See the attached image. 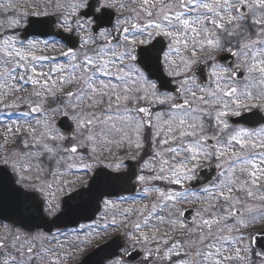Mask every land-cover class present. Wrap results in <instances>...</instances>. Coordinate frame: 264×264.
<instances>
[{"label": "flooded vegetation", "instance_id": "1", "mask_svg": "<svg viewBox=\"0 0 264 264\" xmlns=\"http://www.w3.org/2000/svg\"><path fill=\"white\" fill-rule=\"evenodd\" d=\"M90 1L0 0V84L11 70V60L18 58L20 54L26 56L29 44L36 41L55 43L57 48L52 52L53 55L69 49L66 43L56 37L24 38L31 18H53L51 29L69 34L72 45L78 43L77 49L68 58L70 66L78 61L80 67L89 66L92 77L89 78L90 82L98 84L102 112L100 138L102 143L105 141L103 151L99 153L102 160L98 159L94 164L88 163V172L91 174L71 189L70 153H67V148L53 149L54 155L50 160L49 155L44 154L40 162L46 165L42 168L35 163L32 166L28 164L22 149H10L4 159L0 158V165L7 167L16 184L34 197L15 190L12 197L17 204H8V212L19 218L36 217L44 213V218L51 221L63 212L64 200L70 193L87 185L96 169L104 167L122 171L126 169L127 161L133 160L145 171L152 160L158 163L162 151H157L155 147L162 143L165 122H168V116L162 117L159 113L170 108L177 111L173 107L179 102L190 103L188 108L181 111H196L197 122L202 130V134L198 131L200 140L211 138L217 145L220 127L217 98L220 101L221 98L234 100L239 97L242 105L237 106V112H233L226 119L231 128L244 132L250 139V144L245 149L234 148V151L245 150V158L259 160L257 164L264 165L261 160L264 159V4L257 7L249 3L250 0H229L228 4H224L222 12L217 16L222 25L215 22L206 42L196 51L192 49L189 52V56L194 55L190 58V67L188 56L183 55L181 58L173 56L174 62L178 65L181 63V67L166 66L164 59L171 46L168 40L163 66L173 84L180 85L181 90L178 93L176 89L161 91L158 82L148 72L154 67L156 22H162L163 25L169 22L167 11L163 9L164 3L155 4L153 0H99L98 8L89 18L78 19ZM185 2L186 0H173L172 6L182 7ZM105 9L112 10L113 14H106L100 22L96 17L102 16ZM99 24L101 26L97 28ZM257 38L262 41L257 42ZM226 54L230 56L228 64L220 58ZM51 61L59 62L49 58V62ZM198 64L206 66H201L203 68L194 74ZM222 72L226 73L222 77L226 79L227 85L224 89L221 88L219 96V85L221 82L225 83L219 77ZM232 89L234 95L227 96V92ZM157 98L160 99L156 100ZM86 102L91 103V100L87 99ZM143 107L152 108L151 124H148L150 117L143 115ZM124 113L130 115L124 116ZM243 115L246 116L244 122L234 123L231 120ZM134 137L139 138V145H133L131 154L124 156L127 151L123 149L126 142L124 139ZM208 148L215 149V146ZM17 162L20 166L16 165ZM27 164L28 167L25 166ZM22 165L27 167V173L19 170ZM248 165L254 166L252 163ZM10 183L12 180L8 178L7 186ZM138 183L141 187L138 195L105 198L103 205L108 201L141 197L146 191V181L140 179ZM157 183L165 188H178L182 193L181 198L185 199V183L176 185L171 180ZM168 201L171 205V198ZM68 202V217L55 223L45 222L43 227H35L33 221L18 224L0 220V264H70V245H74L76 238L87 237L88 244L91 241L98 244L104 243L108 234H120L126 240L138 243L128 244L129 248H140L146 254L154 251L147 262L135 264H160L165 257V252L170 247L165 240L157 238L147 243L146 247L142 246L144 241L136 233L138 228H123L121 222L108 224L106 218H103L104 209L93 221L70 228V200ZM180 202L171 205V209L180 212ZM131 234L136 236L129 238ZM116 261L129 264L124 262L122 256Z\"/></svg>", "mask_w": 264, "mask_h": 264}, {"label": "rangeland", "instance_id": "2", "mask_svg": "<svg viewBox=\"0 0 264 264\" xmlns=\"http://www.w3.org/2000/svg\"><path fill=\"white\" fill-rule=\"evenodd\" d=\"M153 2L164 3L163 9L167 11L166 17L169 19L167 25L156 22V35L163 33L170 36L172 50L178 53L182 52V47L196 51L206 42L207 39H202L209 36L206 24L221 23L217 16L222 12L221 7L228 4L229 0H186V5L182 7L172 6L173 0ZM249 3L258 7L264 4V0H250ZM172 20L176 22L172 23ZM193 20H197L200 26L197 23L196 27H193L194 34L191 37H186V32L174 27L176 24H183L192 29ZM256 40L262 41L260 38ZM256 46L258 47V43ZM56 47L55 44L37 42L27 46V56L20 54L18 58L11 60V70L0 84V158L4 159L10 149L21 143L19 149H22V153L27 157L28 164L32 166L35 163L42 168L46 165L40 162L44 154L47 153L50 160L54 155L53 149L67 148V153H70L71 189L91 174L88 172V163L94 164L98 159L102 160L99 153H102L105 141L102 143L100 138L102 114L98 106L90 108L83 105L87 95L83 87L86 75L85 68L80 67V62L72 67L70 61L34 67L36 54H42L38 56V62L42 64L46 62L45 55L53 52ZM93 73L98 76L94 71ZM222 76H226V73H219V77L225 81L219 85V96L221 88L224 89L227 85ZM61 78L65 80L64 84H61ZM74 86L79 90L78 95L71 102L57 105V93L69 91ZM90 94L92 95V92ZM97 97L98 91H95L91 98L97 101ZM217 103L220 107V127L214 150L202 145L199 139L194 141L196 136L198 137V131L202 134L195 114H171L168 116V122H165L164 141L155 147L157 151L163 150V155L158 163L152 160L146 166V192L137 198V201L123 199L106 203L104 217L109 218L112 215V219L107 218L108 222H121L123 228L138 227L143 231L142 237L147 242L160 237L164 232L168 233L170 237L166 242L170 247L165 254L170 263L167 264H264V253L255 250L250 241L251 234L264 227V167L256 165L259 160L240 157V154L246 151H234V148L245 149L250 144V139L244 132L231 128L226 119L227 116L233 115V112H237L236 107L242 105V100L236 97L234 100L221 98L219 101L217 98ZM34 104L42 108L39 116L30 114L29 108ZM223 109L225 110L222 111ZM193 112L196 113L195 110ZM166 114L159 113L162 117ZM63 115L70 116L77 125L76 133L70 138L64 136L56 127L57 119ZM123 115L128 116L130 113ZM189 138L193 141H189ZM72 146L78 147V151L73 153L70 149ZM201 160H209L220 167L221 176L214 185L203 191L191 193L187 190V204L199 209L197 220L188 225L176 212L170 215L165 212L164 199L168 195L177 198L178 191L173 195L172 191L164 189L157 182L183 179L189 181L194 175L192 169ZM245 163H252L254 166L244 170L241 177L231 184L224 182L227 174L236 171L235 166ZM28 164L25 166L28 167ZM16 165L20 166L18 162ZM27 167L22 165L19 170L27 173ZM226 180H232L231 176H227ZM211 201L214 204L219 202V209H210L208 205ZM235 209L241 210L239 216L233 214ZM141 218L144 219L142 222ZM188 231L196 232L197 238L188 239ZM245 231L249 235L245 234ZM181 236L185 239L182 240ZM86 252L81 250L78 253L77 247H70V261L83 257Z\"/></svg>", "mask_w": 264, "mask_h": 264}, {"label": "water", "instance_id": "3", "mask_svg": "<svg viewBox=\"0 0 264 264\" xmlns=\"http://www.w3.org/2000/svg\"><path fill=\"white\" fill-rule=\"evenodd\" d=\"M94 5L91 6L93 8ZM91 8L86 12L89 14ZM36 28L37 25H31L30 28ZM38 28H40L38 26ZM34 33H37L34 32ZM37 34L46 36L44 33H41L38 31ZM156 41V45H157ZM69 54L65 53L61 56H67ZM161 53H157L155 56V72L153 73V76L160 77L162 72H159L160 69V55ZM158 68V69H157ZM73 93L68 94H60L58 96V101L60 103H64L66 100H68ZM31 111L35 114H38L40 112V108L38 106H33L31 108ZM58 125L67 133L71 134L75 131V127L72 123H70V120L68 117H64L60 120ZM4 168L0 167V170H3ZM5 170V169H4ZM137 174L136 168L132 165L128 172L126 173H112L108 170H99L96 172L95 176L90 182V185L88 188H85L83 190H80L79 192H76L75 194L70 196V225L75 226L80 221L85 220L88 221L91 218L94 217V215L99 211V202L105 195H119L121 193H129L132 192L131 190L134 188L132 186L131 181L135 178ZM202 178L198 181H195L191 184L192 187H197L205 184V182L210 181L214 177H216V171H214L211 175H208L204 172V170L201 171ZM9 186H7V179L3 172H0V190L1 192L7 191ZM1 197H3L1 195ZM68 212L67 206H66V212ZM0 215H2V212H0ZM119 238H115L111 242L107 243L106 245L102 246L100 249L96 250L94 254L86 257L84 262L82 264H89L93 260V256L100 259V264L103 263L104 260L110 259L115 257L118 254V250L121 248V244L119 243ZM253 245L256 247H260L262 250H264V232H261L257 236L253 238ZM136 255V257H134ZM130 257L132 259L139 258V255L132 252L130 254Z\"/></svg>", "mask_w": 264, "mask_h": 264}]
</instances>
